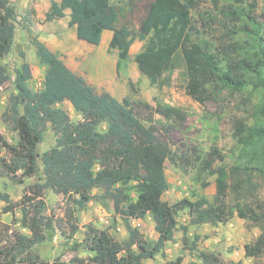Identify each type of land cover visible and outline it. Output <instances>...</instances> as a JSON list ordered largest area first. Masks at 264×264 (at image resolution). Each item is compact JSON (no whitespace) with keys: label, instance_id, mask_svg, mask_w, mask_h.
Listing matches in <instances>:
<instances>
[{"label":"trees","instance_id":"1","mask_svg":"<svg viewBox=\"0 0 264 264\" xmlns=\"http://www.w3.org/2000/svg\"><path fill=\"white\" fill-rule=\"evenodd\" d=\"M196 7L195 0H152L138 30L133 31L128 24L118 26L123 9L111 0H50L41 22L60 21L69 11V22L76 27L77 37L93 46L100 45L104 31L112 32L108 50L117 52V74L127 70L130 49L138 40L142 48L133 61L150 86L163 87L181 69L186 95L202 106L220 89L241 93L249 92L252 86L264 96V27L250 13L233 10L240 32L248 41L239 45L240 57H232L227 51L225 60L206 48L205 42L193 38L191 12ZM34 13V10L28 12L23 20L32 24L30 15ZM261 16L264 17V8ZM16 19L17 10L11 0H0L1 59L11 50ZM32 45L37 61L45 68L43 84L40 91L34 92L29 85L32 74L28 68L16 73V94L9 98L1 121L16 134L17 140L11 144L0 133V178L23 185L37 175L40 160L43 182L25 189L18 203H11L8 195L1 196L6 204L3 212L15 216L19 210L21 217L14 222L30 236L15 230L10 234L4 231L3 239L0 225V264H45L31 251L45 241L44 232L54 227L45 214L46 190L68 198L74 193L90 195L97 191L100 195H92L91 200L112 202L114 218L123 223L126 238L119 242L108 231L89 225L82 242L75 247L88 253L90 264H144L158 255L165 257L167 244L173 242L179 230L181 252L164 264H184V252L196 253L198 262L189 264H227L217 253L197 251L200 236L194 235L190 240L188 227L179 225L177 218L183 211H187L191 226L227 225L236 216L260 230L253 241L243 246L245 258L259 259L264 255V202L258 197L256 181H264V158L260 152L264 145L263 105L253 108L252 122L237 119L234 123L235 137L247 157L246 163L214 168L216 160L221 164L225 160L216 149L193 161L199 175L216 176L212 202L201 197L169 204L162 200L170 188L166 163L175 165L176 155L167 139L172 128L185 122L184 110L157 98L152 106L130 94L122 100L107 92L96 94L39 40L33 39ZM9 80L6 68L0 64V90ZM127 86L131 93L136 92L131 80H127ZM64 102L80 114V121L72 122L58 107ZM48 126L53 132L54 145L40 156L37 148ZM184 161L189 163L188 159ZM196 182L202 188L208 185L198 178ZM131 191L136 195L135 200L130 196ZM77 204L82 205L81 201ZM146 216L154 223L157 234L154 242L144 239L129 222ZM77 232L78 227L71 225L68 239ZM74 262L83 264L78 259Z\"/></svg>","mask_w":264,"mask_h":264},{"label":"rangeland","instance_id":"2","mask_svg":"<svg viewBox=\"0 0 264 264\" xmlns=\"http://www.w3.org/2000/svg\"><path fill=\"white\" fill-rule=\"evenodd\" d=\"M150 1L152 0H111L114 5L123 9L118 26L128 24L133 31H137ZM195 1L197 7L191 12L192 26L195 29L193 38L196 37L198 41L205 42L206 48L219 54L225 60H227V54H225L227 51L232 57H240L239 45L245 40L248 41L245 34L240 32V23L232 14L233 10L239 9L244 13H250V16L264 27V17L261 16L264 0ZM11 2L17 10L16 32L9 54L0 58V64L6 68L10 77L9 82L0 90V133L9 143L15 144L17 136L2 123L1 117L8 106L9 98L16 94L14 83L16 73L23 67L28 68L32 74L29 82L30 88L34 92L42 88L45 68L37 61L35 48L32 45V40L37 39L56 55L70 73L82 79L96 94L107 92L118 100L130 94L134 99L144 100L152 106H155L154 98H157V100L184 110L185 122L181 126L172 128L167 139L173 154L176 155V161L175 165L166 163V177L170 188L163 194V201L173 204L183 198L195 201L204 197L212 202L216 193V176L199 175L198 170L193 167L195 158L206 157L212 149H216L225 158L223 164L216 160L214 168L220 165L231 167L246 163L247 157L244 156L241 145L235 137L234 123L237 119H248L252 122L253 108L257 109L262 105L264 107L263 92L259 89L250 86L249 92L241 93L220 89L218 94L214 93L212 100L202 106L186 95V82L181 69H178L170 78L169 83L163 87L150 86L146 78L138 73L133 61V55L140 52L142 48V43L138 40H135L132 45V56L127 70H122L117 74L115 70L117 52H110L108 43L93 46L79 39L76 27L69 22V11L60 21L42 23L50 0H11ZM32 10L35 11L30 15L33 23L27 24L23 18ZM232 32L237 34L234 35ZM262 37L264 41V32ZM127 80H131L136 92L129 91ZM58 107L68 114L72 122L81 120L80 114H77L68 102ZM157 120L162 121L159 116ZM53 145V132L48 126L43 141L37 148L38 154L41 156ZM260 152L264 158V145L260 148ZM186 159L189 163L184 161ZM37 165L39 169L37 175L27 179L23 185L0 178V225L3 228V239L4 231L10 234L15 230L30 236L26 229L14 222L21 217L19 210L15 211V216L12 213L3 212L6 204L1 200V196L8 195L11 203L20 202L25 189L35 183L43 182L40 160ZM197 178L208 185L202 188L196 182ZM256 181L259 183L258 197L264 202V181ZM92 195L98 196L100 193L97 191H92L90 195L74 193L72 198H68L46 190L43 196L46 204L45 214L53 221L54 227L44 232L45 241L35 246L31 253L37 255L45 264H77L74 262L75 259L81 260L83 264H90L88 253L82 248L76 250L75 247L82 242L89 225L100 231H108L115 240L123 241L126 238V230L121 220L114 218L112 202L110 200L96 202L91 200ZM130 196L132 200L136 199L133 191L130 192ZM77 201H81L82 205H78ZM177 219L180 226L188 227L190 240H193L194 235L200 236L197 243L198 252L217 253L227 264L237 262L264 264V255L259 259H248L245 258L243 251V246L253 241L259 235L260 230L236 216L227 225L215 227L189 225L187 211L179 213ZM129 222L142 234L144 239L150 242L157 239L154 223L149 216L143 220L130 219ZM71 225H76L78 232L72 239H68ZM181 238L182 232L179 230L175 233L173 242L167 244L165 257L158 255L154 260L144 261V264H164L167 260H174L181 252ZM184 257V264L198 262L196 253L184 252Z\"/></svg>","mask_w":264,"mask_h":264},{"label":"crops","instance_id":"3","mask_svg":"<svg viewBox=\"0 0 264 264\" xmlns=\"http://www.w3.org/2000/svg\"><path fill=\"white\" fill-rule=\"evenodd\" d=\"M57 2H59V1H57ZM111 37H112V32H110V31H104L103 33H102V37H101V42H100V44H102V43H104V44H109V41H110V39H111ZM42 43V42H41ZM43 44V43H42ZM45 46V45H44ZM49 51H50V49L47 47V46H45ZM51 52V51H50ZM53 53V52H52ZM137 53H139V52H137ZM136 53V54H137ZM130 57L132 56L131 54H132V47H131V49H130ZM135 54V55H136ZM135 55H133V56H135Z\"/></svg>","mask_w":264,"mask_h":264}]
</instances>
